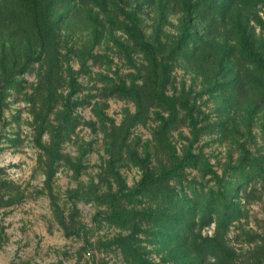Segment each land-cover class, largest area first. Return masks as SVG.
Returning a JSON list of instances; mask_svg holds the SVG:
<instances>
[{"label":"rangeland","instance_id":"obj_1","mask_svg":"<svg viewBox=\"0 0 264 264\" xmlns=\"http://www.w3.org/2000/svg\"><path fill=\"white\" fill-rule=\"evenodd\" d=\"M182 1L0 0V264H264V0Z\"/></svg>","mask_w":264,"mask_h":264},{"label":"trees","instance_id":"obj_2","mask_svg":"<svg viewBox=\"0 0 264 264\" xmlns=\"http://www.w3.org/2000/svg\"><path fill=\"white\" fill-rule=\"evenodd\" d=\"M184 3V8H183V12L188 13L190 11V7H187L189 4L188 0H183L182 1ZM162 102L164 103V105L167 107V109L172 110L174 108V101L170 98L167 97H162ZM180 106L185 109L186 114L189 117H192V109L191 107L187 104L186 101H181L180 102ZM190 160V157H185L183 158L180 163L178 164L179 167H181L182 165H184L185 163H187ZM174 171V169H171L167 172H163V173H159L158 175H156L153 178H143L141 180V183H145V184H155L160 182L164 177L166 176H170L172 174V172Z\"/></svg>","mask_w":264,"mask_h":264}]
</instances>
